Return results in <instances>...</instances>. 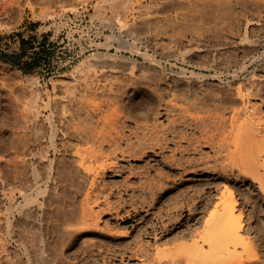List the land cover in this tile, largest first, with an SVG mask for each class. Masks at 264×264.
Returning a JSON list of instances; mask_svg holds the SVG:
<instances>
[{
    "label": "rangeland",
    "instance_id": "rangeland-1",
    "mask_svg": "<svg viewBox=\"0 0 264 264\" xmlns=\"http://www.w3.org/2000/svg\"><path fill=\"white\" fill-rule=\"evenodd\" d=\"M112 1L7 0L6 10L0 12V264H39L46 250L48 259L58 253L56 264H144L145 253L149 251L153 255L159 245L161 250L172 252L180 250L183 244L185 247L193 244L200 234L194 235L192 240L185 231L188 232L201 216L207 195L215 201L232 195L237 209L244 210L243 233L251 237L252 241L248 240L252 248L245 252L242 245L238 246V254L228 257V264H264V197L251 179L240 176L237 170L232 174L229 171L234 165L233 141L238 134V125L232 126L231 117L234 110L244 108L237 100L240 86H250L251 81L258 80L252 91L258 94L254 92L246 106L255 105L260 113L256 122L264 124V1L253 0L252 7L249 4L247 11L242 9L241 14V9L237 8L239 12L233 11L235 18L232 16L231 21L195 19L190 7L178 0ZM71 6L75 9L71 10ZM248 19L253 23L246 29ZM245 35L249 40L241 43ZM168 50L169 56L166 55ZM97 54L119 56L120 72L115 74L119 79L114 81L112 75L101 74V64L91 60L99 56ZM137 60L138 63H134ZM183 69L185 74H182ZM72 74L74 78H70ZM82 74L93 76L99 83L107 79L105 84L111 88V96L117 92L112 96L114 100L109 97V90L106 94L98 91L96 98L92 94L84 95L80 89L82 94L78 92L77 98L85 102L71 101L75 105L67 102L63 81L77 83L78 79H84ZM75 78L77 82L73 81ZM257 84L263 85V89ZM258 88L262 92H257ZM36 93L41 95V107L39 116L33 115L32 121L33 127L40 129L34 135V129L23 130V127L24 108ZM95 102L103 104L99 107L103 113L94 106ZM88 104L95 108V113ZM65 105L75 114L69 113ZM81 105L86 111L81 110ZM61 110H65L63 115ZM86 114L97 115H93L97 120L88 122L91 130L101 131V136L109 130L111 133L113 128L123 130L124 135L118 137L117 130L107 134L120 140L105 142L104 149L101 147L104 157L101 151L99 160L88 161L80 167L74 162L79 158L74 152L78 147L87 149L88 143L94 142L75 134L71 128L73 123L68 120L75 117L72 121L76 126L79 121L88 120ZM75 115L80 118L83 115L85 119H77ZM82 123L78 125L90 127ZM26 134L30 135L27 137L30 141ZM22 138L28 143H25L28 147L24 145L22 149L30 148L32 153L35 150L36 158L28 155L26 161H31L28 164L24 162L26 158H22L23 150L18 149ZM67 144L72 145V149H67ZM18 155L24 160L19 157L20 161ZM70 160H74L76 168ZM105 161L109 164L103 168ZM51 163L54 166L48 168ZM56 170L60 176L55 174ZM51 174L53 176L49 177ZM150 183L162 187L155 185L151 189ZM149 188L150 194L147 193ZM23 192L29 194L31 203L27 204ZM49 192L54 195L50 196ZM189 203L192 211L187 207ZM65 205V210L73 206L76 214L84 206L94 220L90 217L87 227L86 224L76 227L72 224V220L76 223L73 213L70 214L72 220L69 215L70 218H63ZM68 223L73 228L81 227L82 232L78 230L79 234H73L75 239L68 235L65 240L61 238L66 235L65 228L72 227H68ZM155 227L159 229V238L156 237L159 245L154 236ZM144 232L151 234L147 236ZM51 245L54 251L49 249ZM15 251L20 256H15Z\"/></svg>",
    "mask_w": 264,
    "mask_h": 264
},
{
    "label": "bare ground",
    "instance_id": "bare-ground-1",
    "mask_svg": "<svg viewBox=\"0 0 264 264\" xmlns=\"http://www.w3.org/2000/svg\"><path fill=\"white\" fill-rule=\"evenodd\" d=\"M104 1V0H103ZM106 1H108V0H106ZM109 1H111V0H109ZM113 1H115V0H113ZM112 1V2H113ZM179 1V3H184V4H187L189 7H190V9H191V11L193 12V16H195L194 18L196 19H199V18H205V19H210V18H212L213 20H215V18L217 19V20H215V21H218V18H220L219 20H221V18H222V20H224V18L226 19V20H230L231 19V17L233 16V11L235 10L236 11V9L238 8L239 10H240V14H241V11H242V9H246L247 7H248V5L250 4V2H252L253 0H178ZM259 1V0H258ZM262 1H264V0H262ZM254 2V1H253ZM260 2V1H259ZM101 4H102V1L100 2ZM255 3H257V1L255 2ZM5 4H7V0H0V12L2 11V10H6V5ZM99 4V3H98ZM255 5V4H254ZM101 6V5H100ZM264 6V5H263ZM99 7V6H98ZM97 7V8H98ZM250 7H252V5L250 4ZM250 7H249V9H250ZM70 9L72 10H74L75 9V7L74 6H71L70 7ZM248 9V8H247ZM247 9H246V11H247ZM99 10H101V8L100 9H98V11ZM102 11V10H101ZM234 11V12H235ZM100 12V11H99ZM236 12H239L238 10L236 11ZM244 15V14H243ZM236 16V15H235ZM234 17V16H233ZM233 17H232V20H233ZM235 18V17H234ZM231 21V20H230ZM229 21V22H230ZM118 22V21H117ZM116 22V25L118 24ZM224 22V21H223ZM228 22V23H229ZM247 25L245 26L246 27V29L249 27V25H250V23L252 22L253 23V21L252 20H250V19H248L247 21ZM256 22V21H255ZM225 23V22H224ZM227 23V24H228ZM122 27V26H121ZM123 29V28H122ZM246 33H247V30H246ZM246 33H244V34H246ZM248 34V33H247ZM122 36V35H121ZM246 37L242 40V38H241V40H242V42L241 43H243L244 41L246 42V40H249L248 39V35H245ZM118 37V36H117ZM244 37V36H243ZM110 39H111V37H109ZM112 38H115V36L114 37H112ZM121 39V38H120ZM256 39H259V38H256ZM255 39V40H256ZM109 40V39H108ZM115 41H116V39H114ZM122 40H125L124 38L122 39ZM240 40V41H241ZM260 40V39H259ZM258 40V41H259ZM110 41V40H109ZM239 41V42H240ZM250 41H253V39H250ZM119 42V41H118ZM117 42V43H118ZM125 43H126V41H124ZM123 42V44L125 45V43ZM247 42H249V41H247ZM254 42V41H253ZM252 42V43H253ZM120 43H121V41H120ZM128 43V42H127ZM240 44V43H239ZM108 45V44H107ZM127 45V44H126ZM129 45V44H128ZM130 45H131V43H130ZM134 45V44H133ZM133 45H131L132 47H133ZM99 45L97 44V47H98ZM110 46H111V44H110ZM110 46H106V47H109L110 48ZM239 46V45H238ZM243 46V45H242ZM254 46V45H253ZM119 47H120V45H119ZM122 47V46H121ZM120 47V48H121ZM246 47V46H245ZM245 47H243V48H245ZM252 47V46H251ZM256 47V46H255ZM250 48V47H249ZM254 48V47H253ZM121 49H124V47H122ZM131 49V48H130ZM129 49V50H130ZM135 49V48H134ZM133 49V50H134ZM202 49V48H201ZM241 49H242V47H241ZM247 48H245V51H247L246 50ZM120 50V49H119ZM132 50V49H131ZM251 51V48L250 49H248V51ZM255 50V49H254ZM120 51H122V50H120ZM127 51V50H126ZM136 51L140 54H143L142 52H139L137 49H136ZM242 51H243V49H242ZM247 51V52H248ZM249 51V52H250ZM135 52V51H134ZM167 52H169V50L168 51H166V55L167 56H169L168 54L169 53H167ZM170 52H172V51H170ZM244 52V51H243ZM247 52L245 53V54H247ZM249 54V53H248ZM97 55H99V54H97ZM145 56V55H144ZM146 56H149V55H147L146 54ZM151 56V55H150ZM151 57H154V56H151ZM247 57V56H246ZM147 59H148V61L151 59H149V57H146ZM118 59H119V56L117 55V54H103V55H99V56H96V57H92V61H94V62H98L97 64H101L100 65V69H101V74L103 75V76H105L106 75V77L107 76H111L112 75V77H115V74H116V76H117V73L118 72H120V70L118 71V64H117V61H118ZM135 59V58H134ZM145 59V58H144ZM252 59H254V58H252ZM255 59H256V57H255ZM152 60V59H151ZM155 60V59H154ZM153 60V61H154ZM157 61H159L158 59H156ZM155 60V61H156ZM258 60V59H257ZM131 61V60H130ZM134 61V60H133ZM154 61V62H155ZM253 61V60H252ZM251 61V62H252ZM153 62V63H154ZM160 62V61H159ZM158 62V63H159ZM250 62V63H251ZM132 63V62H131ZM134 63H138V60H137V62L135 61ZM152 63V62H151ZM249 63V64H250ZM244 64V63H243ZM134 65V64H133ZM247 65V64H246ZM250 66V65H249ZM135 66H133V68H134ZM243 67V66H242ZM241 67V68H242ZM246 68V67H245ZM94 70H96V69H94ZM239 70V69H238ZM242 70V69H241ZM243 70H245V69H243ZM132 71H133V69H132ZM182 71V70H181ZM187 71V70H186ZM234 71H236V69L234 70ZM95 72V71H94ZM183 73L182 74H185L184 72H185V70L183 69V71H182ZM239 72V71H238ZM241 72H243V71H241ZM89 73V72H88ZM133 73H134V71H133ZM236 73V72H235ZM87 74V73H86ZM144 74V73H143ZM142 74V75H143ZM188 74V73H187ZM195 74V73H194ZM193 74V75H194ZM254 74V73H253ZM83 75V77H81V78H84V79H78V81L79 82H77V81H75V80H77L76 78H79V77H76L73 81H75V82H77V83H73V82H68V81H65L66 83H64V81H63V85H64V91H65V99H67L66 101L67 102H71V101H76V100H78V98H77V96H78V92H79V90L81 89V91H82V93H84L85 92V94L84 95H90V94H92L93 95V97H94V95L96 96V98H97V95L99 94V92L98 91H100L102 94H106V91L107 90H109V97L111 96V88L109 89L108 87H107V84H105L106 83V80H105V83H102V81L103 80H101V82L99 83V81L100 80H98V82H96L97 80L95 79L94 80V78H93V76H92V78L90 77H88L87 75H85V74H82ZM81 75V76H82ZM84 75L86 76V77H88V78H85L84 77ZM89 75H93V74H89ZM94 75H96V74H94ZM114 75V76H113ZM131 75V74H130ZM192 75V76H193ZM201 75V74H200ZM217 76H218V74H216ZM70 76V78H71V76L73 77V74L72 75H69ZM69 76H67V79H68V77ZM79 76V75H78ZM133 76V75H132ZM139 76V75H138ZM137 76V77H138ZM187 76V75H186ZM236 76L238 77V75L236 74ZM256 76V75H255ZM96 77V76H95ZM119 77V76H118ZM136 77V76H135ZM199 78V76H197V75H195V78ZM213 77V76H212ZM234 78H235V75L233 76ZM74 78V77H73ZM72 78V79H73ZM117 77H115V78H113V80L115 81V79H116ZM132 78V77H131ZM130 78V79H131ZM134 78V77H133ZM66 79V80H67ZM98 79H100V78H98ZM110 79H111V77H110ZM109 79V80H110ZM117 79H119V78H117ZM137 79H139V77L137 78ZM216 79V78H215ZM255 78H252V80H254ZM80 80H82L81 82H80ZM108 80V81H109ZM131 80H134V79H131ZM71 81V80H70ZM107 81V82H108ZM112 80H110V82H111ZM113 81V82H114ZM117 81V80H116ZM221 81V80H220ZM238 81V80H237ZM251 81V80H250ZM258 81V80H257ZM256 81V82H257ZM256 82L254 81V83L251 81V85L250 86H247V84H246V86H238L239 88H238V96H237V100L238 101H240V104H242L243 106H244V108L242 109V110H234L233 111V113H232V119H231V124H232V126H234L235 124L236 125H238V126H236V128H237V130H238V134L236 135V138H235V140L233 141V143H234V147H235V150H234V155H233V163H234V165H232V167L230 168V172H231V174L232 173H234V171L235 170H237V172H238V174L240 175V176H244V177H246V178H249V179H251L252 181H253V183H255L256 185H257V187H258V190H259V192L263 195V197H264V124L263 125H261L260 123H257L256 122V119L258 118H256V116L258 115V114H260L259 113V109L257 108V107H255V105H252V106H246L247 105V103H249L250 101H247V100H249L250 98H251V96H253V93L256 91H254L253 93H252V91H253V88H254V86H256V85H254V84H256ZM102 83V84H101ZM109 83V82H108ZM115 83V82H114ZM242 83H246V82H242ZM250 82H248V84H249ZM253 83V84H252ZM260 83V82H259ZM110 85L112 84V82L111 83H109ZM113 85V84H112ZM111 85V86H112ZM240 85V84H239ZM242 85V84H241ZM258 85V84H257ZM113 87V86H112ZM257 87H261V85H258ZM108 88V89H107ZM262 89H263V85H262V87H261ZM261 88L259 89H257V90H259V91H257V92H260V90H261ZM38 90V89H37ZM40 90V89H39ZM113 90V89H112ZM84 91V92H83ZM114 91V90H113ZM39 92V91H38ZM37 92V93H38ZM98 92V93H97ZM105 92V93H104ZM261 92H262V90H261ZM35 94V96L33 97V99H32V101H31V103L29 104V105H26V107L24 108L25 109V115H24V113H23V115L25 116L24 118H25V127H23L22 128V126H21V128L23 129V130H25V128L26 129H30V130H32V129H34V131H33V133H35L34 135H37L38 133H37V131L40 129V127H38V126H35V127H33V121H32V117H33V115L35 116V115H37V116H39L38 114H40V112H38V108L39 107H41L40 106V96L38 95V94ZM41 93V92H40ZM80 93V92H79ZM82 93H80V94H82ZM88 93V94H87ZM107 93H108V91H107ZM116 93L117 92H114L113 93V95L115 94L116 95ZM256 93V92H255ZM102 94H100V95H102ZM256 94H258V93H256ZM83 95V96H84ZM92 95H91V97H92ZM112 95V96H113ZM80 96V95H79ZM78 96V97H79ZM82 96V97H83ZM106 96V95H105ZM111 96V99H113V97ZM81 97V98H82ZM58 98H60L59 96H58ZM57 98V99H58ZM81 98H79V99H81ZM86 98V97H85ZM88 99L90 98V97H87ZM96 98H94V99H96ZM101 98V97H100ZM99 98V99H100ZM103 98V97H102ZM101 98V99H102ZM92 99V103H93V98H91ZM105 99H107L108 100V98H105ZM111 99H109V100H111ZM62 100H63V98H62ZM83 99H81V100H78V101H80V103L81 102H85V99L82 101ZM90 100V99H89ZM103 100V99H102ZM108 100V101H109ZM114 100V99H113ZM237 100H235L236 102H238ZM247 102H246V101ZM60 101V100H59ZM65 101V102H66ZM91 101V100H90ZM89 101V102H90ZM97 101V100H96ZM63 102H64V100H63ZM62 102V103H63ZM64 102V103H65ZM67 102H66V104H67ZM86 102H87V100H86ZM98 102V101H97ZM103 102V104H104V100L102 101ZM111 102V101H110ZM109 102V103H110ZM113 102V101H112ZM71 103H73V102H71ZM78 103V102H77ZM91 103V104H92ZM116 103V102H115ZM74 104V103H73ZM85 104H87V103H84V105L83 106H86V109H88L87 108V105H85ZM90 104V105H91ZM102 103H101V105H100V103H96L95 102V105L94 106H97L98 107V109H100V111H101V113H103L102 112V110H101V108H99L100 106L102 107V105H103ZM105 104H106V100H105ZM69 105V104H68ZM68 105H65L64 107L66 108V110L68 109V112L70 113V111H69V108H67L66 106H68ZM75 105V104H74ZM80 105V104H79ZM71 106V105H70ZM73 106V105H72ZM72 106H71V109H73L72 108ZM78 105H76V107H77ZM88 106H89V104H88ZM81 107H82V105H81ZM80 107V108H81ZM92 107V106H91ZM90 106H89V108H91ZM63 108V107H62ZM64 108V109H65ZM85 108V107H84ZM83 107H82V109L81 110H83L84 109ZM94 108V107H93ZM93 108H91V109H93ZM24 109H23V112H24ZM78 109H79V107H78ZM91 109L89 110V111H91ZM98 109H96V112H98L99 110ZM74 110V109H73ZM80 110V109H79ZM85 110V109H84ZM98 110V111H97ZM62 111V110H61ZM64 112H65V110H63ZM62 111V115L64 114V112ZM78 111V110H77ZM86 111V110H85ZM89 111H87V112H89ZM93 111H94V113H95V108L93 109ZM92 111V112H93ZM74 112V111H73ZM73 112L71 111V113L73 114ZM76 112V111H75ZM84 112V111H83ZM82 112V113H83ZM85 113V112H84ZM83 113V114H84ZM99 113V112H98ZM97 113V114H98ZM65 114H67V112L65 113ZM72 114H70V115H72ZM75 114V113H74ZM73 114V115H74ZM77 114V113H76ZM79 114V113H78ZM77 114V115H78ZM77 115H75V116H77ZM79 115H81V114H79ZM87 115V119L88 120H86V122H84V123H82V121H79L80 123H82V124H84L85 125V123H90V122H88V121H91L92 122V119L94 120V119H96L97 120V118H93V115H96V114H86ZM85 115V116H86ZM64 116H66V115H64ZM68 116V115H67ZM97 116V115H96ZM60 117H61V115H60ZM72 117V116H71ZM243 117V118H242ZM261 117V116H260ZM36 118H38V117H35V119ZM62 118H65V117H63L62 116ZM81 119V118H83V115H82V117L80 118V116H77V119ZM99 121L101 120V117L99 116ZM118 119L120 118V116L119 117H117ZM242 118V120L240 121V119ZM60 119V118H59ZM68 119V118H67ZM70 119V118H69ZM83 119H85V118H83ZM117 119V120H118ZM34 120V119H33ZM65 120V119H64ZM72 120L74 121L75 120V117H72ZM70 121V120H68L70 123H73L72 125L74 126V122L73 121ZM82 120V119H81ZM105 120V119H104ZM116 120V121H117ZM22 122H24L23 121V118H22V120H21ZM59 121H61V119L59 120ZM85 121V120H84ZM98 121V122H99ZM113 121H114V119H113ZM115 121V123L114 124H116L117 125V122ZM121 120L119 119V122H120ZM66 122V121H65ZM68 122V123H69ZM79 122L77 123V125L76 126H74V127H72V125H71V128H73L76 132H75V134L76 133H78L79 134V136H81V138H85L84 140H86V141H91V143H92V141L94 142V144H95V146H90L89 147V145H94L93 143L92 144H90V143H88V146L86 147L87 149H84V148H82V149H80L79 147L76 149V151L74 152V150L72 151V152H74V153H76V155L79 157L78 159H74V158H76L75 156H74V160H72V161H74V162H76L77 161V163L79 164V165H81L80 167H82V166H84L85 164H86V162H88V161H96V160H99L98 158H101L100 157V154L102 153V157H104L103 156V154H104V152H103V150H101L102 148L104 149V147H103V145L105 144V142H107L108 140L110 141L111 140V143L112 142H114V141H112V140H114L115 138H113L112 136H108L107 134H109L110 133V130H109V133L107 132L105 135H107V136H105V135H100L99 134V132H101V131H99L98 133H97V131H93V130H91V126L92 125H90L89 124V126L90 127H84V128H82L83 126H81V124L80 125H78L79 124ZM94 122V121H93ZM101 122V121H100ZM108 122V121H107ZM38 123V122H37ZM36 123V124H37ZM97 123V122H96ZM102 123V122H101ZM21 124V123H20ZM23 124V123H22ZM35 124V123H34ZM61 124H62V121H61ZM76 124V123H75ZM88 124H86V125H88ZM91 124H94V123H91ZM97 124H99V123H97ZM111 124H112V122H111ZM110 124V125H111ZM66 124H64V126H65ZM68 125H70V124H68ZM67 125V126H68ZM20 126V125H19ZM42 126V125H41ZM112 127H114L113 125H111ZM36 127H38V129L36 130ZM111 127V128H112ZM20 128V127H19ZM110 128V129H111ZM117 128H119L118 127V125H117ZM69 129V128H68ZM96 129V128H95ZM23 130H22V132H23ZM71 130V129H70ZM116 130L117 129H115V131H114V128H113V130L112 131H114V133L116 132ZM21 131V130H20ZM19 131V132H20ZM27 131V130H26ZM25 131V132H26ZM29 131V130H28ZM73 131V130H72ZM71 131V132H72ZM112 131H111V133L110 134H112ZM123 131V130H122ZM121 129H119V131L117 130V135H118V137L120 136L121 138L123 137V135H124V132H123V134H121ZM66 132H67V130H66ZM21 133V132H20ZM28 133V132H27ZM63 133H64V131H63ZM23 134V136H24V134L25 133H22ZM65 134V133H64ZM69 134H70V132H69ZM68 134V135H69ZM72 134V133H71ZM74 134V135H75ZM102 134H104L103 132H102ZM27 136H26V138L28 137L29 138V136H28V134H26ZM65 135H67V133L65 134ZM73 135V134H72ZM21 136V135H20ZM23 136H21V137H23ZM32 136V135H31ZM71 135H69L68 137H70ZM78 136V138H80ZM114 136V135H113ZM116 136V135H115ZM33 137V140H34V136H32ZM35 137H37V136H35ZM17 138V137H16ZM20 138V137H19ZM27 138V141L29 140ZM31 138V137H30ZM71 138V137H70ZM69 138V139H70ZM24 138H22V139H19V148L18 149H22L23 147H21V146H24L25 145V143L26 144H28L27 142H25L26 141V139H25V141L23 140ZM39 138H37V140H38ZM37 140H36V142H37ZM40 140V139H39ZM38 140V141H39ZM65 140H67L66 138H65ZM116 140V139H115ZM117 140H120V139H118L117 138ZM116 140V141H117ZM16 141H17V139H16ZM30 141V140H29ZM64 141V140H63ZM70 141H71V139H70ZM69 141V142H70ZM82 141V140H81ZM85 141V142H86ZM32 142H34V141H32ZM32 142H30V143H32ZM55 142V141H54ZM66 142V141H65ZM65 142H62L63 143V145L62 146H64V143ZM67 143H68V140H67ZM96 143H97V145H96ZM109 143V142H108ZM110 143V144H111ZM117 143V142H116ZM17 144V142H15V145ZM53 144V143H52ZM70 144V143H69ZM69 144H67V146L69 145ZM107 144V143H106ZM30 145V144H29ZM27 145H25V147H26ZM57 146V145H56ZM70 146V145H69ZM68 146V147H69ZM15 147V148H16ZM28 147V146H27ZM26 147V148H27ZM67 147V149H72V145H71V147H69L68 148ZM102 147V148H101ZM65 148H66V146H65ZM74 148V147H73ZM131 149H133V148H131ZM23 150V152L20 150V153H21V155H22V158H26L25 160L24 159H22L21 157H20V155H18L17 157H18V159L20 160V158H21V160H24V162H26V164H28V162H31L30 160H28V162L26 161L28 158H29V156L31 155V154H33V156H34V151L35 150H33V153H32V151H30V148L29 149H27V150H24V149H22ZM134 150V149H133ZM102 151V152H101ZM101 152V153H100ZM17 154H18V151H17ZM29 155V156H28ZM36 155V154H35ZM75 155V154H74ZM27 156H28V158H27ZM32 156V155H31ZM32 156V157H33ZM37 156V155H36ZM20 157V158H19ZM35 157V156H34ZM41 157V156H40ZM44 157V156H43ZM36 158V157H35ZM42 158V157H41ZM20 160V161H21ZM41 160V159H40ZM48 161V160H47ZM50 161V160H49ZM49 161L47 162L48 164H49ZM71 161V160H70ZM69 161V162H70ZM71 161V162H72ZM94 161V162H95ZM39 162H42V161H39ZM68 162V161H67ZM106 162V161H105ZM23 163V162H22ZM46 163V162H45ZM45 163L43 164V165H45ZM73 163V162H72ZM91 163V162H90ZM93 163V162H92ZM25 164V165H26ZM31 164V163H30ZM48 164H46V167H47V165ZM69 164H71V163H69ZM74 164V163H73ZM107 164H109V163H107L106 162V164H103V168H105L106 166H107ZM21 165H23L24 166V163L23 164H21ZM40 165H41V163H40ZM79 165H77V166H79ZM104 165H105V167H104ZM51 166H54L52 163H51V165L50 166H48V168L49 167H51ZM70 166H73V165H70ZM88 166V165H87ZM45 167V166H44ZM79 167V168H80ZM86 167V166H85ZM90 167V166H89ZM47 168V169H48ZM55 168H57V167H55ZM54 168V169H55ZM73 168H76L75 167V164H74V166H73ZM87 168V170L89 169L88 167H86ZM85 168V169H86ZM83 169H84V167H83ZM52 170V169H51ZM87 170H84V171H87ZM91 170V169H90ZM22 171V170H21ZM20 171V173L21 174H24L23 173V171L21 172ZM53 171V170H52ZM48 172H50V171H48ZM88 172V171H87ZM90 172V171H89ZM20 174V175H21ZM54 174V173H53ZM55 174H57L58 176H60V174H58L57 173V170H56V173ZM51 176H53L52 174L49 176V177H51ZM48 177V178H49ZM54 177H55V175H54ZM56 178V177H55ZM58 179V178H57ZM48 181V180H47ZM55 180H53V182H54ZM57 181V180H56ZM151 181V180H150ZM150 181H148V182H150ZM29 182H31V181H29ZM52 181H51V187L53 186L52 184H54ZM58 182V181H57ZM147 182V183H148ZM49 183V182H48ZM25 184H27V183H25ZM25 184H24V186H25ZM151 184V185H150ZM149 184V187H151V189H152V187L153 186H157V184H158V182H157V184H152V183H150ZM0 185H2V184H0ZM160 185V184H159ZM158 185V186H159ZM28 186H30L31 187V185H28ZM157 186V187H158ZM161 186V185H160ZM57 186L55 185V188H56ZM60 187V186H59ZM162 187V186H161ZM161 187H159V190L161 189ZM25 189H26V186L24 187ZM28 188V187H27ZM24 189V190H25ZM47 189H49V188H47ZM46 189V190H47ZM59 189H61V188H59ZM148 189V188H147ZM41 190H42V188H41ZM54 190V189H53ZM53 190H51L50 192H52ZM154 190V189H153ZM152 190V192H154ZM23 191V190H22ZM56 191H57V189H56ZM155 191H157V190H155ZM38 192H39V190H38ZM41 193H42V191H40ZM39 192V193H40ZM47 192V191H46ZM49 192V193H50ZM61 192V190L59 191V194H61L60 193ZM48 193V194H49ZM53 193H54V191H53ZM56 193V192H55ZM63 193V192H62ZM148 194H150V188H149V192H147ZM158 193V192H157ZM24 196H25V198H26V200H27V204H28V202L29 203H31L32 201L30 200L31 198H30V196H29V194L28 193H22ZM152 194V193H151ZM154 194H156V193H154ZM153 194V195H154ZM52 194L50 193V196H51ZM54 195V194H53ZM52 195V196H53ZM57 195V194H56ZM63 195V194H62ZM61 195V197H64V196H62ZM23 196V197H24ZM60 196V195H59ZM151 196V195H150ZM250 196V195H249ZM252 196V195H251ZM60 197V200L62 199ZM151 197H153V196H151ZM154 197H155V195H154ZM157 197V196H156ZM155 197V198H156ZM53 198V197H52ZM157 198H159V197H157ZM253 198H254V196H253ZM49 199V198H48ZM161 199V198H160ZM202 199V198H201ZM250 199H251V197H250ZM25 200V201H26ZM53 200L55 201V198H53ZM153 200V199H152ZM157 200V199H156ZM195 200V199H194ZM194 200H193V202H194ZM49 201H52L51 199H49ZM48 201V202H49ZM56 201L58 202L59 200H57L56 199ZM55 201V202H56ZM64 202H65V198H64V200H63ZM154 201H155V199H154ZM154 201H153V203H154ZM60 202V201H59ZM58 202V203H59ZM61 202H62V200H61ZM157 202V201H156ZM26 204V205H27ZM50 204H51V202H50ZM63 204V203H62ZM65 204V203H64ZM21 205V204H20ZM53 205V204H52ZM57 205V204H56ZM55 204L53 205V206H56ZM59 205V204H58ZM57 205V206H58ZM61 205V204H60ZM66 205H67V203H66ZM66 205H65V208H63V214H64V217H63V215H62V217L63 218H70L72 215H70L71 213H73V217H74V220L76 221V223H73V218L71 217V220H72V224H74V225H76V227L78 226V225H81V227H83V224H86V222H88V220H89V218L90 219H92L93 218V216L92 215H90L89 214V212H88V210H87V208H83L82 207V210H80L79 211V213L77 212V214L75 213L77 210L76 209H73L72 207V209L70 208H68V207H70V206H68L67 208V210H65L66 209ZM154 205V204H153ZM203 207L201 208V216L199 217V218H196L197 219V221L196 220H194V221H196V223L194 224V225H192L191 227H190V229L188 230V232H186L185 231V233H187V236H191L192 237V240H193V236L194 235H198V234H200L199 236H198V238L196 237V239H194L193 240V244H192V242H191V246L189 247V245L187 246V247H185L186 245L185 244H183V245H185V246H180L181 248H180V250L178 249H175V251L173 250L172 252H170L171 250H164V249H162V250H164V251H162L161 249H160V245H159V240L156 238V237H158L160 234L158 233V230L159 229H156V227L153 229L154 230V236H155V239L157 240V244L159 245L158 246V248H156L155 250L156 251H154L155 253L153 254V255H150L149 253H151V252H147V253H145V254H147L146 256V258H147V260L145 261V263L144 264H228V257H231V256H236L237 254H238V246H240V245H242L241 247L244 249V251L246 250L247 252H249L250 250H251V246L249 245V240H251L252 241V239H251V237H246L245 235H244V226H243V215H244V210L243 209H241V210H238L237 209V201H236V199L232 196V195H228V196H223V198H221L220 199V201H215V200H213V198L211 197V195H207L206 196V198L204 199V201H203ZM52 206V207H53ZM151 206V205H150ZM191 205H190V203L189 204H187V207H189V210L190 211H192V209L193 208H191L190 207ZM194 206H196V204L194 203ZM61 208V209H62ZM134 208V207H133ZM135 209H137V208H135ZM76 210V211H75ZM61 211V212H62ZM59 212V211H58ZM60 212V213H61ZM136 212H137V210H136ZM128 214H129V212H128ZM60 215V214H59ZM70 217H69V216ZM60 217V216H59ZM160 217V216H159ZM197 217H198V215H197ZM62 218V219H63ZM157 219V218H156ZM160 220H162L161 218H159ZM58 220V219H57ZM59 220H60V218H59ZM71 220H70V223H71ZM93 220H94V218H93ZM74 221V222H75ZM63 223H64V220H63ZM62 223V224H63ZM65 223H67V222H65ZM64 223V224H65ZM70 223H68V224H70ZM160 223H162V222H160ZM72 224H70V225H68V227H70V226H72V227H70V228H65V230H64V234H66V235H64L63 237H61V238H67L66 236L68 235L69 237H73L74 238V233L76 232V231H80V232H82L80 229H81V227H79V229L78 228H73V225ZM158 224V223H157ZM193 224V223H192ZM162 225H163V223H162ZM86 227H87V224L85 225ZM85 227V228H86ZM154 227V226H153ZM158 227V226H157ZM165 227V226H164ZM188 227V226H187ZM62 228H63V226H62ZM85 228L84 229H82V230H85ZM149 228V227H148ZM163 228V227H162ZM166 228V227H165ZM60 229V228H59ZM146 229V228H145ZM167 229V228H166ZM165 229V230H166ZM203 229V231H201ZM161 230V229H160ZM199 230L201 231V232H199ZM63 231V230H62ZM164 231V230H163ZM168 231V230H167ZM148 232H149V230H148ZM146 232H144V234H145ZM153 233V232H152ZM167 233V232H166ZM74 234V235H73ZM76 234H79L78 232H76ZM150 234L151 233H146V235L147 236H150ZM181 234H183L184 235V233L182 232ZM180 234V235H181ZM63 235V234H62ZM73 235V236H72ZM183 235H182V237H183ZM186 235H185V237H187ZM161 237V236H160ZM77 238V237H76ZM154 238V237H153ZM159 238V237H158ZM188 238V237H187ZM190 238V237H189ZM194 238H195V236H194ZM70 239H72V238H70ZM75 239V238H74ZM191 239V238H190ZM249 239V240H248ZM65 240V239H64ZM64 240H62V241H64ZM162 240V239H161ZM196 240V241H195ZM62 241H61V244H62ZM66 241H70V240H66ZM74 241V240H73ZM194 241H195V244H194ZM65 243V242H64ZM68 243V242H67ZM250 243H252V242H250ZM60 244V245H61ZM66 244V243H65ZM70 244V243H69ZM63 245V244H62ZM57 246L58 245H56V249H57ZM65 246H67V245H65ZM53 247V245H51V247L49 248V249H51L52 251H54L53 249H54V247ZM64 247V246H63ZM62 247V248H63ZM141 247V246H140ZM185 247V248H184ZM59 248V247H58ZM60 248H61V246H60ZM48 249V248H47ZM143 249V248H142ZM141 249V250H142ZM42 250V249H41ZM59 250V249H58ZM63 250V249H62ZM140 250V249H139ZM139 250H137V251H139ZM43 251H44V248H43ZM49 251V250H48ZM56 251V250H55ZM100 251V250H99ZM143 251H145V250H143ZM244 251H242V252H244ZM245 251V252H246ZM42 252V251H41ZM46 253V255L45 254H42V255H44V256H42L41 255V258H40V260H41V263H39V264H51L52 262V264H56V263H58L57 261H58V256H57V252L55 253V254H51L52 255V257L50 258V259H48V257H47V250L45 251ZM51 252V251H50ZM60 252H61V250H60ZM59 252V253H60ZM15 254H16V251L14 252ZM42 253H44V252H42ZM53 253V252H52ZM62 253V252H61ZM61 253H60V255H61ZM107 253V252H106ZM112 253V252H111ZM141 253L142 254H144L142 251H141ZM153 253V252H152ZM63 254V253H62ZM102 254V253H101ZM149 254V255H148ZM49 255V254H48ZM103 255V257H104V254H102ZM106 255V254H105ZM107 255H108V253H107ZM110 255V254H109ZM239 255H240V252H239ZM15 256H20V254L18 255V254H16ZM46 256V257H45ZM50 256V255H49ZM142 256H144V255H142ZM106 257V256H105ZM110 257H112L111 255H110ZM109 257V258H110ZM145 257V256H144ZM145 259V258H144ZM105 259H103V261H104ZM52 261V262H51ZM105 261H107V259L105 260ZM40 262V261H39ZM59 262H61L60 260H59ZM62 263V262H61ZM142 264V263H141ZM242 264V263H241Z\"/></svg>",
    "mask_w": 264,
    "mask_h": 264
}]
</instances>
